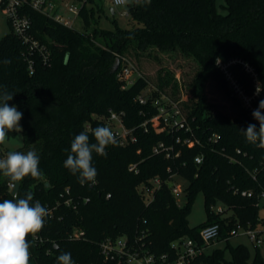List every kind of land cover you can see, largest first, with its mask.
Segmentation results:
<instances>
[{"label":"trees","instance_id":"1","mask_svg":"<svg viewBox=\"0 0 264 264\" xmlns=\"http://www.w3.org/2000/svg\"><path fill=\"white\" fill-rule=\"evenodd\" d=\"M222 7L225 14L218 11L216 0H151L131 7L127 27L113 20L115 29L107 30L100 25L104 6L87 0L79 17L83 30H78L29 4L23 6L22 14L31 22L29 34L45 46L49 57L45 62L40 53L30 52L10 24V32L0 39V88L14 94L8 104L23 113L24 144L13 151L35 150L40 158L42 175L25 177L18 191L20 198L31 192L30 203L39 201L49 213L42 231L28 237L30 264H58L57 257L64 252L71 253L74 264H117L104 259L100 244L123 236L130 241L137 238L157 256L173 258L175 241L199 240L207 225L219 223L229 231L237 222L257 221L259 196L264 193V149L248 142L240 130L249 124L259 130L252 108L264 100V0H225ZM154 52H177L199 67L190 85L198 104L185 114L192 133L162 130V119L156 126L153 122L159 114L156 102L162 97L184 110L174 72L160 69L152 87L130 57L158 60ZM118 57L130 59L138 71L127 88L117 77ZM208 80L232 103L235 116L208 111L203 101ZM142 95L144 104L139 100ZM244 97L251 98L250 106ZM112 112L123 114V124L136 140L125 146L109 145L107 156L93 152L96 182L81 185L78 174L64 167L71 142L86 132L89 142L95 143L93 129L109 127ZM14 134L9 132L8 138ZM186 139L191 142L184 143ZM160 144L164 147L154 153ZM8 152L0 149V159ZM197 157H202L200 164ZM132 164H137L138 173L129 170ZM176 175L188 182L183 206L170 186ZM154 179L161 186L147 204L140 187L152 186ZM199 193L204 195L207 221L191 227L188 217ZM7 198L13 196L8 179L0 173V202ZM218 203L233 213L228 224L211 210ZM75 231H83L84 236L71 238ZM256 249L253 261L240 245L230 247V257L224 249H216L194 264H264Z\"/></svg>","mask_w":264,"mask_h":264},{"label":"built area","instance_id":"2","mask_svg":"<svg viewBox=\"0 0 264 264\" xmlns=\"http://www.w3.org/2000/svg\"><path fill=\"white\" fill-rule=\"evenodd\" d=\"M81 1L82 5L80 8L67 4L66 6H58L54 0H0V6L7 14L14 33L22 40V42H24V44L28 45L29 51L40 53L44 61L47 62L49 54L45 46L41 45L29 34L31 22L27 16L22 14L23 6L25 4H29L34 10L52 17L58 23L69 28H75V21L79 19L80 11L83 5L87 2V0ZM141 3H143V0H141ZM112 4L113 9L119 7L115 4V0H112ZM134 4H136L135 0H130V2L125 5L127 6V11L122 13V15L130 17V9L134 6ZM62 7L67 10L70 17L66 18L63 16L60 11ZM117 60L119 61L118 66H121L117 77L119 80L125 82L123 88H127L133 83L134 79H132V76L134 74L138 75V71L130 59L126 57H118ZM223 69H225V67H223ZM29 70L30 74L34 73L32 61L29 62ZM139 100L142 104L146 103V98L143 95L139 97ZM243 100L247 106H250L251 98L244 97ZM167 101V105L163 104L160 100H157L156 102L159 104V114L156 119H162L165 125L162 130L173 131V129H177L192 133V128L190 125L188 126L189 122L184 115L180 104L170 99H167ZM252 111H254L253 108ZM122 116L123 114L112 112L108 123L109 128H111V130L115 133L119 144L125 146L130 141L134 142L136 139L132 134V130L127 129L124 126ZM190 142V139H186L184 141V143L188 144ZM163 147V144L156 146L154 148V153H158ZM195 162L200 164L202 162V157H197ZM129 170L138 173L137 164L130 165ZM151 184L152 186L140 187V192L146 198L147 204L153 201L156 191L161 186V181L159 179H154ZM170 186L173 194L177 197L181 189L177 187L176 184H173V182H170ZM10 190L12 191L11 187ZM242 194L248 197L252 196L251 192H243ZM262 197H264V193L259 196V209ZM66 203L67 205L71 204L70 201H67ZM73 208H76V206L74 205ZM225 212L226 211L222 206H218L216 210H214V213L219 216ZM232 215L233 213L223 218L226 219L225 224H228L227 219L231 218ZM238 235L248 236L254 246L261 250L264 248V220L258 216L257 221L254 224L247 223L246 225H243L237 222L229 231H226V226L223 227L219 223L207 225L200 230L199 240L181 238L175 241L171 245V248L175 252L173 258H170L168 254L157 256L154 253H151L145 245L140 244L137 238L134 241H130L127 236L115 239H104V241L100 244V250L105 260L114 261L117 264H194L195 259L206 254L205 251L210 246L219 241H229L231 238ZM83 236V231H75L71 238L79 239Z\"/></svg>","mask_w":264,"mask_h":264},{"label":"clouds","instance_id":"3","mask_svg":"<svg viewBox=\"0 0 264 264\" xmlns=\"http://www.w3.org/2000/svg\"><path fill=\"white\" fill-rule=\"evenodd\" d=\"M129 0H115L118 6H125ZM140 4L141 0H135ZM150 4L151 0H143ZM10 61H4L9 63ZM261 89L257 87L256 93ZM14 94L0 88V145L6 143L9 132L21 133L20 126L23 113L16 106H9L8 101L13 99ZM264 100H260L258 108L252 113L259 121V130L254 124H249L246 130L240 131L246 140L264 149ZM95 143L89 142V135L81 132L71 142L70 154L64 161V167L73 175L78 174L81 185L86 182L95 184L97 170L92 166V155L95 152L101 156H107L106 148L118 143L115 133L107 126H100L92 132ZM40 158L35 150L26 153L20 151H9L6 158L0 159V173L8 179L9 186L13 189L12 199H3L0 202V264H30L29 235L35 236L42 231L45 218L49 215L48 209L33 200L31 192L20 198L14 189L25 177L39 178L42 173L39 169ZM58 264H74L71 253L64 252L57 257Z\"/></svg>","mask_w":264,"mask_h":264},{"label":"rangeland","instance_id":"4","mask_svg":"<svg viewBox=\"0 0 264 264\" xmlns=\"http://www.w3.org/2000/svg\"><path fill=\"white\" fill-rule=\"evenodd\" d=\"M58 6H66L72 5L78 8L81 7L82 1L81 0H54ZM96 5L104 6L105 15L101 16L100 25L103 29L107 30H114L115 26H119L121 28H125L128 26L130 17L123 16L122 13L127 11V6H119L114 8L115 14L111 13V9L113 8L112 0H94ZM217 1V8L218 11L222 14L226 13V10L222 7L225 5V0H216ZM130 2V0H129ZM61 13L64 17H70L67 10L61 8ZM113 20H116V25L114 24ZM75 28L78 30H83V24L78 19L75 21ZM10 32V23L8 20L7 14L0 6V39L5 37ZM154 56L158 58V60H152L146 56L141 57L140 60H137L133 55H130L133 61L136 62L138 67L140 68L141 73L144 76H147L152 83V87L156 86L158 81V74L160 69H167L175 73L177 80L181 84V91L179 93L180 101L184 103V115L190 113L195 106L198 104V99L194 97L192 93L191 83L199 70L197 63L190 58H187L180 53H160L154 52ZM137 74L132 76V79H137ZM170 93V89L168 91ZM178 96V95H177ZM160 101L163 104H168L167 99L162 97ZM204 105L208 106V111L213 109L221 111L231 117L235 116V110L232 106V103L228 100V98L224 95V93L211 81L208 80L206 82L205 90H204ZM182 109V108H181ZM186 116V115H185ZM153 118V122L155 126L157 125L158 119ZM190 123L188 124V126ZM21 126V122H20ZM191 127V126H190ZM184 131V130H183ZM185 132V131H184ZM186 133V132H185ZM24 140L22 133H15L11 137H9L5 144L0 145V149L13 151L20 149L23 147ZM173 184H176L177 187L181 189L180 193L177 195L178 204L180 206L185 205L186 203V188L188 186V182L179 175L174 176ZM218 206L224 207L226 211L224 214L220 215L221 218H224L227 215L232 214L231 211L228 210L226 206L221 203L212 206L211 210L214 211ZM259 216L262 220H264V197H262L260 201V209H259ZM189 225L191 227H196L199 224L207 221V212L205 210L204 205V195L203 193H199L196 197L191 213L188 217ZM243 245L245 246L249 253H250V261H253L255 258V254L257 252L256 247L250 241L249 237L246 235H238L231 238L229 241L223 240L219 241L216 244L210 246L206 249V254L213 253L216 249H224L226 251V256H231L230 247H237ZM262 255L264 254V248L261 250Z\"/></svg>","mask_w":264,"mask_h":264},{"label":"water","instance_id":"5","mask_svg":"<svg viewBox=\"0 0 264 264\" xmlns=\"http://www.w3.org/2000/svg\"><path fill=\"white\" fill-rule=\"evenodd\" d=\"M111 12H112V14L115 13V11H114L113 8L111 9ZM118 65H119V61L117 60V61H116V65H115V69L118 67ZM48 185H49V184H47V186H48ZM19 187H20V184L18 183V185H17L16 188L14 189V192L16 191V192L18 193V191H19ZM11 195L13 196V189H12V191H11Z\"/></svg>","mask_w":264,"mask_h":264}]
</instances>
